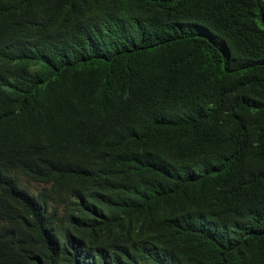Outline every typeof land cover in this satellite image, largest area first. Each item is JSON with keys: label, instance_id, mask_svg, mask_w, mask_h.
<instances>
[{"label": "trees", "instance_id": "16d2710c", "mask_svg": "<svg viewBox=\"0 0 264 264\" xmlns=\"http://www.w3.org/2000/svg\"><path fill=\"white\" fill-rule=\"evenodd\" d=\"M0 264H264V0H0Z\"/></svg>", "mask_w": 264, "mask_h": 264}, {"label": "rangeland", "instance_id": "374dc122", "mask_svg": "<svg viewBox=\"0 0 264 264\" xmlns=\"http://www.w3.org/2000/svg\"><path fill=\"white\" fill-rule=\"evenodd\" d=\"M30 187H31L32 190L35 191V192H38V191L42 188L41 185H38V184H36V183H30Z\"/></svg>", "mask_w": 264, "mask_h": 264}]
</instances>
